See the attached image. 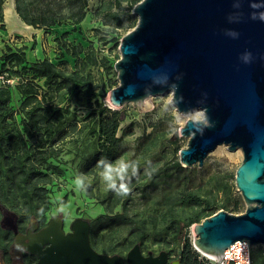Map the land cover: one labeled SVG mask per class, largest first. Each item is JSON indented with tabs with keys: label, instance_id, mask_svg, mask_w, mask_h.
I'll return each instance as SVG.
<instances>
[{
	"label": "water",
	"instance_id": "obj_1",
	"mask_svg": "<svg viewBox=\"0 0 264 264\" xmlns=\"http://www.w3.org/2000/svg\"><path fill=\"white\" fill-rule=\"evenodd\" d=\"M133 12L138 21L120 42L111 103L148 111L150 97L170 92L187 116L180 134L188 143L179 151L185 167L203 166L218 145L241 148L235 182L246 210L222 208L195 222L194 244L216 259L238 240L264 244V0H140ZM197 111L202 116L193 118ZM72 228L66 233L54 219L37 232L20 233L18 223L10 229L14 245L25 242L40 264H125L123 256L91 245L88 221L79 218ZM167 258L166 251L144 257L139 244L127 254L131 264H165Z\"/></svg>",
	"mask_w": 264,
	"mask_h": 264
},
{
	"label": "rangeland",
	"instance_id": "obj_2",
	"mask_svg": "<svg viewBox=\"0 0 264 264\" xmlns=\"http://www.w3.org/2000/svg\"><path fill=\"white\" fill-rule=\"evenodd\" d=\"M134 1L88 0L86 15L78 23H75L77 16L72 15V8L65 6L63 13L66 23L50 28H35L26 24L16 11V0H3L0 7V12L2 10L4 14L3 21L0 22V56L7 46L16 48L25 45L29 60L47 56L57 64L65 60L66 65L74 69L75 58L63 48L65 42L77 48L81 45L84 49L93 46L100 56L105 55L108 58L106 67L101 66L99 70L93 71L96 82H100L98 100L111 108H123L127 112L126 119L121 122L118 131L121 142L113 151L111 160L102 167H100L101 162L89 164V160L97 152L98 144L94 136L88 132L91 123L89 110L81 108L77 116L66 120L63 129L70 130V125L75 121L78 122L79 128L55 143L60 155L52 160L58 169H50V172H53V180L47 185L49 206L39 217L29 219L24 225L26 227L34 224L44 225L51 220L59 219L66 231L70 230L75 220L80 218L88 221L90 241L97 251H104L103 248H108L114 241L120 249L116 254L123 257L132 248L127 242L130 236L128 225L114 223L112 227L104 226L107 223V216L122 212L123 205L116 206L112 213L100 200L107 194L109 201L110 196L117 193L127 178L131 180L129 185H132L130 194L125 196V200H127V208L133 212L144 211L146 214L159 216L171 205L181 190L203 192L205 188L210 189L215 185L221 187L225 181L233 185L234 194L240 201L238 209L226 210L241 214L247 207L235 182L236 169L244 157L241 148L232 151L225 144L218 145L205 158L203 166L196 164L192 167L184 166L185 169L178 172L173 171V164L180 160L179 151L187 146L188 137L180 134L185 118L177 111L170 92L150 97L153 106L148 111H139L132 102L122 107L111 103L110 91L119 84L115 62L121 56L120 42L138 21V15L133 12ZM108 8L123 12L126 20L121 25H115V28L110 27L105 23V10ZM17 81L18 78L14 76L9 80L12 90L10 103L15 109H18L21 103V94L16 87ZM75 104L73 101L72 107ZM20 116L17 115L19 119ZM144 160H148L147 164ZM109 168L111 174L105 176ZM168 172L172 174L168 175ZM223 197L220 193L218 198ZM0 222L4 227L15 228L19 223L18 215L13 210L0 205ZM164 224L167 226L169 222ZM169 230L156 237L149 236V239L140 245L144 253L157 254L166 251L170 255V260L178 261L185 241L179 237L180 241L177 245L174 231ZM187 234L193 246L194 259L204 264L205 257L194 244L191 227ZM251 246L264 248V244ZM25 251V242L16 243L11 253L12 262L0 257V264H25L26 259L29 258ZM110 252L107 250V253Z\"/></svg>",
	"mask_w": 264,
	"mask_h": 264
},
{
	"label": "trees",
	"instance_id": "obj_3",
	"mask_svg": "<svg viewBox=\"0 0 264 264\" xmlns=\"http://www.w3.org/2000/svg\"><path fill=\"white\" fill-rule=\"evenodd\" d=\"M139 1L135 0L133 5ZM2 4L3 0H0V7ZM65 6L72 8V15L77 16L75 23H78L86 15L88 0H16L19 16L35 28H50L66 23L63 13ZM3 18L1 10L0 22ZM125 20L123 12L111 8L105 10V23L110 27L115 28V25H121ZM63 48L75 58L74 69H70L65 60L57 64L47 56L29 60L25 45L16 48L7 46L0 56V205L16 212L20 230H25L24 223L39 217L49 206L47 185L53 180L50 169H58L52 160L60 155L55 143L79 128L77 121L70 125V130L62 128L69 117L77 116L81 108L89 110L91 123L88 132L98 142L97 152L89 164H99L103 159L100 167L105 166L121 142L118 131L127 112L123 108H111L98 100L100 82H96L93 75L95 69L106 67L107 56H100L93 46L84 49L82 45L77 48L65 42ZM12 76L18 78L16 87L21 94L18 109L10 103L12 90L9 80ZM73 101L76 104L72 107ZM17 115H21L20 119ZM146 155L145 152V158ZM144 162L147 164L148 160ZM172 168L176 172L185 169L180 160ZM167 174L171 175L172 172ZM130 181L127 178L125 182L129 188L132 185H129ZM220 193L223 198H218ZM100 201L112 213L116 206L123 205L122 212L107 216L104 226L112 227L114 223L128 225L129 246L143 245L149 236L156 237L169 232V229L173 230L177 245L179 239L185 241L179 259L182 264H201L194 259L193 246L187 234L189 228L219 209H238L240 203L229 181L222 183L221 187L215 185L210 189L205 188L203 192L181 190L159 216L144 211L133 212L127 208L125 196L117 195L116 192L109 201L107 194ZM167 222L169 224L166 226L164 223ZM14 238L15 231L0 222V257L8 262H12ZM103 249L101 252L107 253L108 250L112 254L120 251L114 241ZM251 258L252 264H264V248L251 247ZM25 264L40 263L37 257L29 255Z\"/></svg>",
	"mask_w": 264,
	"mask_h": 264
},
{
	"label": "built area",
	"instance_id": "obj_4",
	"mask_svg": "<svg viewBox=\"0 0 264 264\" xmlns=\"http://www.w3.org/2000/svg\"><path fill=\"white\" fill-rule=\"evenodd\" d=\"M251 244L247 240H238L226 250L223 258L204 255L207 264H252Z\"/></svg>",
	"mask_w": 264,
	"mask_h": 264
},
{
	"label": "flooded vegetation",
	"instance_id": "obj_5",
	"mask_svg": "<svg viewBox=\"0 0 264 264\" xmlns=\"http://www.w3.org/2000/svg\"><path fill=\"white\" fill-rule=\"evenodd\" d=\"M49 222H47V223H45L44 225H38V224H34V225H32V226H30V227H26L25 228V230H20V229H18V232H20V233H23V234H27V233H29L30 231L31 232H37V231H39L41 228H43V227H45L47 224H48ZM79 223H81V222H79ZM73 226V225H72ZM72 226H71V229L70 230H66L65 232L66 233H73L74 232V230H73V228H72ZM18 228H20V224L18 225ZM80 229V228H79ZM74 235V234H73ZM91 242V241H90ZM92 245V244H91ZM48 246V244L47 245H45V247H47ZM131 250V249H130ZM129 250V251H130ZM128 251V252H129ZM26 253H28V255H32V256H35V257H37V259H38V261H39V257L37 256V255H35V254H31L27 249H26V251H25ZM128 252H127V254H128ZM162 251H160L159 253H157V254H155V253H153V252H149V253H144V251L142 250V255L144 256V257H150V256H153V257H156V256H158V255H160V253H161ZM100 253H103V254H107L106 252H100ZM110 255H115L114 253L112 254V253H109ZM127 254H126V256L124 257L125 258V264H131L129 261H128V259H127ZM179 261V264H182V262L180 261V260H178ZM39 263H40V261H39ZM165 264H174V261H172V260H170V255H169V253H168V258H167V261H166V263ZM204 264H207L206 262H204Z\"/></svg>",
	"mask_w": 264,
	"mask_h": 264
},
{
	"label": "clouds",
	"instance_id": "obj_6",
	"mask_svg": "<svg viewBox=\"0 0 264 264\" xmlns=\"http://www.w3.org/2000/svg\"><path fill=\"white\" fill-rule=\"evenodd\" d=\"M253 6H255V5H253ZM261 18L264 19V16H261ZM249 57H250V54H248V56H246L245 59L247 60ZM204 122L206 123V120ZM197 123H199V121H197ZM101 163H103V159L101 160ZM123 170L124 169L122 168L121 171H123ZM110 174H111V168H109L108 172L105 173V176H110ZM148 175H151V174H148ZM113 187H114V185H113ZM129 192H130L129 186L126 185V184H122L120 186V188L117 190V193L116 194L117 195L127 196L129 194ZM61 210H63V209H61Z\"/></svg>",
	"mask_w": 264,
	"mask_h": 264
},
{
	"label": "bare ground",
	"instance_id": "obj_7",
	"mask_svg": "<svg viewBox=\"0 0 264 264\" xmlns=\"http://www.w3.org/2000/svg\"><path fill=\"white\" fill-rule=\"evenodd\" d=\"M182 116H183L184 118L187 117L186 115H183V114H182ZM191 116H192L193 118H199V117L202 116V113L199 112V111H197V112L193 113Z\"/></svg>",
	"mask_w": 264,
	"mask_h": 264
}]
</instances>
